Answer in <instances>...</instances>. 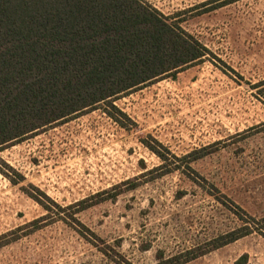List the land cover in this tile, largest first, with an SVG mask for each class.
<instances>
[{
    "label": "rangeland",
    "instance_id": "rangeland-1",
    "mask_svg": "<svg viewBox=\"0 0 264 264\" xmlns=\"http://www.w3.org/2000/svg\"><path fill=\"white\" fill-rule=\"evenodd\" d=\"M142 1L205 55L0 146V264H264V0Z\"/></svg>",
    "mask_w": 264,
    "mask_h": 264
},
{
    "label": "trees",
    "instance_id": "trees-1",
    "mask_svg": "<svg viewBox=\"0 0 264 264\" xmlns=\"http://www.w3.org/2000/svg\"><path fill=\"white\" fill-rule=\"evenodd\" d=\"M206 51L142 0H0V146Z\"/></svg>",
    "mask_w": 264,
    "mask_h": 264
}]
</instances>
